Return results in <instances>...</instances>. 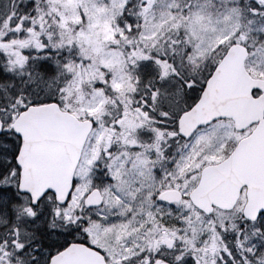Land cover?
Masks as SVG:
<instances>
[{
	"label": "snow or ice",
	"instance_id": "snow-or-ice-1",
	"mask_svg": "<svg viewBox=\"0 0 264 264\" xmlns=\"http://www.w3.org/2000/svg\"><path fill=\"white\" fill-rule=\"evenodd\" d=\"M0 264H264V0H0Z\"/></svg>",
	"mask_w": 264,
	"mask_h": 264
}]
</instances>
